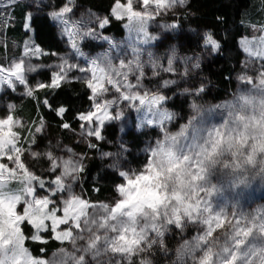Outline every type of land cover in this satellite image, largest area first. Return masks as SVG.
I'll return each instance as SVG.
<instances>
[{
	"label": "snow or ice",
	"instance_id": "obj_1",
	"mask_svg": "<svg viewBox=\"0 0 264 264\" xmlns=\"http://www.w3.org/2000/svg\"><path fill=\"white\" fill-rule=\"evenodd\" d=\"M137 2L144 10H134V0L126 3L116 0L112 9L115 18L126 16L129 21L126 25L129 39L116 56L112 53L121 45L97 35V29L109 24L108 17H95L96 27H87L69 15L73 12V0H66L62 7L47 13L44 0H32L29 5L25 31L32 33L34 19L43 14L58 25L60 36L70 49L69 56L49 66L54 68L51 83H38L35 87H59L61 81L70 79L73 70L88 73L86 84L95 110L78 116L89 124L88 128L81 124L86 135L102 138L99 128L105 121L122 116L119 111L114 117L108 115L116 100H98L108 92L104 86L108 84L138 113L143 106L138 117L140 125L160 128L162 138L146 149L148 158L139 170L112 165L122 181L116 186L119 198L114 204L91 202L73 190L83 171L82 158L64 159L51 152L43 153L50 161V172L60 169L48 187L44 178L26 166L22 160L26 149L14 130L22 125L11 114L15 106L7 105L6 114L0 117V264H67L68 259L71 264H153L150 257L155 250L165 254L169 251L166 234L173 228L183 234L193 224L199 230L181 242L171 264H264V209L249 214L240 209L238 200L230 202L222 197L225 183L237 188L255 178L264 180V25H251L253 35L239 40L242 51L261 62L258 82L250 76H241L240 80L248 87L239 90L227 104L214 108H202L193 101L192 116L173 134L167 131V122L173 120L174 114L163 106L168 98L158 92L150 93L141 82L145 66L141 57L147 53L151 61L152 53L146 46L158 38L148 33V22L161 10L184 5L186 0H155V11L149 10L150 0ZM18 4L19 0H0V24L11 26L12 9ZM166 28L178 32L176 24ZM85 38L103 40L108 49L96 57L86 56L80 47ZM202 48L216 53L221 44L209 31L203 35ZM36 53L57 55L46 53L34 39L26 42L23 55L10 63H0V92L5 89L14 92L23 86L25 94L33 95L28 75L40 67L32 63ZM73 55L84 59L87 66L71 62ZM190 59L194 60V68L200 67L199 56ZM172 65L173 58H169L168 71H174ZM151 66L155 68V62ZM130 76L135 77L134 83ZM174 83L164 81V86ZM203 91V85L184 90L193 96ZM44 103L48 105L47 100ZM65 110L56 109L58 115ZM212 113L221 117L218 123L206 120V114ZM93 117L96 127H91ZM43 127L41 121L36 133ZM62 127L67 129L69 125L64 123ZM27 151L32 157L42 155L30 148ZM125 151L121 145L120 152ZM103 155L113 157L110 152ZM57 193L63 194L59 203L52 199ZM60 225L65 227L58 230ZM26 228L31 231L26 232ZM42 232H50L57 241H68L71 250L61 248L59 259L56 253L47 261L35 257L26 241L46 243ZM40 252L43 254L44 249Z\"/></svg>",
	"mask_w": 264,
	"mask_h": 264
},
{
	"label": "trees",
	"instance_id": "obj_2",
	"mask_svg": "<svg viewBox=\"0 0 264 264\" xmlns=\"http://www.w3.org/2000/svg\"><path fill=\"white\" fill-rule=\"evenodd\" d=\"M115 2L116 0H77L76 6L81 10L108 17L109 24L104 27V35L123 38L125 36L123 23L114 19L112 15ZM31 3L32 0H21L12 10L13 25L5 27L6 36L19 45L28 39L29 34L24 29V20ZM65 3V0H44L46 5L44 12L57 10ZM171 12V19L167 25H178V32L172 31L171 37L174 42L169 46V50L165 51V48L161 50L159 67L161 73L164 72L157 75L151 73L153 77L150 75L148 82L153 88L159 86L162 95H168L164 107L174 114V118L167 124V131L174 132L186 125L192 116L193 101L202 108L211 106L214 108L233 99L234 94L237 93V82L244 61L239 40L242 36L249 35L251 25L255 24L258 27L264 25V0H186L183 6L174 8ZM33 29L36 44L46 53L63 56V53L67 52L58 32V25L54 21L42 14L40 18L34 19ZM209 31L221 44V48L216 53L202 48L203 35ZM170 49L173 51L168 54ZM4 52L5 49L0 48V53ZM195 56L200 57L199 68H194V60L190 59ZM50 58L48 54L40 61L47 66ZM169 58H173V63L175 62L174 71L167 70ZM44 72L43 82L49 83L52 72L46 70ZM164 81H175V83L165 87ZM200 85H203L204 91L199 95L185 94V89L194 90ZM90 97L91 90L85 83L65 82L59 87H48L44 91H37L27 98H16V95L8 98L15 106V116L23 118L28 124L23 132L29 133L28 144L34 139L33 151L43 154L46 151L58 153L59 149L64 148L81 151L73 134L81 131V121L78 116L93 109V101ZM45 100L48 101V105L44 103ZM59 107L66 109L62 115L57 114L56 109ZM41 121L47 133L46 136L35 139L31 132L40 125ZM124 122L125 120L121 123L107 124L102 132V141L93 144L95 147L84 148L81 151L84 154L80 152L85 156V160L78 184L81 195L83 194L91 202L114 201L117 198L116 186L121 183V178L112 165L117 164L122 169L144 165L146 149L152 141L159 139L160 135L162 138L160 129L138 130L137 124L127 126ZM64 123H67L69 128H63ZM121 145L126 149L125 152H120ZM105 152L113 153V157H105L103 155ZM45 159L41 160L42 163L47 161ZM32 163L31 170L37 169L41 172L39 166L33 161ZM228 189L232 190L233 187L228 184L224 187L223 198ZM246 190L248 197L245 196V199L248 201L244 204L247 207L244 209L240 206V209L249 214L264 209V180L253 179L247 184ZM235 191L239 195L240 191L237 189ZM256 201H260L258 207L253 206ZM198 230V226L194 224L189 225L183 234L173 228L165 236V245L169 251L165 254L158 249L155 250V254L150 257L153 264H171L175 259V250L181 242L190 239ZM26 246L35 257H39L58 252L61 245L57 240L49 238L46 243L26 241ZM41 248L44 249L43 254L40 252Z\"/></svg>",
	"mask_w": 264,
	"mask_h": 264
},
{
	"label": "rangeland",
	"instance_id": "obj_3",
	"mask_svg": "<svg viewBox=\"0 0 264 264\" xmlns=\"http://www.w3.org/2000/svg\"><path fill=\"white\" fill-rule=\"evenodd\" d=\"M20 1L21 0H19V2ZM76 1L77 0H73V5H74L73 6V12L70 13L69 15L73 16L78 21L84 22L87 25V27H96V22H95L94 18L95 17H104V16H100V15L91 13V12H89L87 10H81L80 8H78L76 6ZM65 2H66V0H65ZM165 2H167V0H165ZM121 3H126V0H123V2H121ZM180 6H183V5L177 4L174 8H177V7H180ZM174 8L168 9L167 11L161 10L159 15H155L154 18L148 22V29H147L148 33L150 35H155V36L158 37L154 42H151L149 45L146 46L147 47V51H150L152 53L151 61L149 60V57L147 56V53H145V55L141 57V59L144 61V65H145L144 68H143L144 76H143L141 82H142L144 88L149 90L150 93L158 92L159 94H162L161 93V88L159 86H157V85L154 88L151 87V84H149L148 80L151 78L150 75L152 76L153 74L157 75V74L161 73V67H159L160 64H161V50H162V48H165V51L169 50V48H170L169 46H171V43L174 42L172 37H171V35L173 34L172 30H169V29L166 28L167 22L171 19V17H170V15L172 13L171 11H173ZM133 9L134 10H141V11L144 10L143 9V5L138 3L137 0H134ZM149 10L155 11V0H150ZM113 17H114V19H116L118 21H121L123 23V26H124V29H125V36L123 38H115V37H112V36H107V37L111 38V40L114 43H117V44L121 45V48L119 50H117L116 52L112 53L113 56H116L118 54V52H121V51L124 50L123 46L127 42V40L129 39L130 33H129V29L126 27V25L129 24V21H128L126 16L124 18H122V19H117V18H115V16H113ZM11 24L13 25V21H12ZM103 30H104V28L103 29H97V35L98 36L99 35L106 36V35H104ZM249 31L250 32H249L248 36H252L253 35V30H252L251 27L249 28ZM58 32L60 34L59 27H58ZM28 34L29 35H28V39L26 40V42H31V40L34 39V32L28 33ZM256 35H259V33H256ZM62 42L66 46L67 52H64L63 56H59V54L58 55H50L49 54L51 56L50 60L48 59L49 60L48 61L49 65L44 66L43 63L40 61L41 59L43 60V58L45 56H48V54L40 55L39 53H36V55L32 58V63L40 66L37 71H35V72H33V73L28 75V83H29V85L34 87L33 94L35 92H37V91H44V89L48 88V87H46V88L35 87L38 83H44L46 85L51 83L52 77H51V80H50L49 83L43 82L44 81L43 78H44V75H45L44 71L46 70V71L53 72L54 68L53 67H49V66H54V65L60 63V58L61 57H65V56H69L70 55L69 45L65 42V39H63V38H62ZM25 43H23L22 45H19V43L14 42L11 39H9L6 36V34H5V26L3 24H0V48H4L5 49L4 53H0V63H3V64L10 63L14 59H18L21 55H23L24 54ZM80 47H81L82 51L85 53L86 56L96 57V56H99V55L103 54L108 49V44H107V42H105L103 40L96 39V38H85L81 42ZM181 47L184 48L183 46H181ZM97 48H99V49H97ZM177 48H178V46H177ZM172 51L173 50L169 51L168 54H171ZM71 62L78 63V64H80L82 66H87L86 65V61L84 59H82L80 57H77V56H74V55L71 56ZM152 62H155V64H156L155 68L151 66ZM260 63L261 62L258 59L249 57V56H247L244 53L243 66H242L241 72L239 73V76L240 77L241 76H246V77L250 76V77L253 78L254 82H258V73L261 70L260 67H259ZM174 65H175V62L172 65L173 69H174ZM151 73H153V74H151ZM173 74L175 75L174 72H173ZM88 75H89L88 73H81L78 70H73L69 74L70 79L67 82H78V83H85L86 84V77ZM129 79H130V81L132 83L135 82V77L134 76H130ZM63 83H65V81H61L60 85L63 84ZM104 86L107 87L109 90L103 97H98V100H101V99L102 100H116L117 103H114L108 109V115L114 117L115 114L119 111V112H122V116L118 120L117 119L110 120V121L106 120L105 124L102 127L99 128V130L101 131V137H102V132L107 127V124L109 125L110 123H115V122L116 123L117 122L121 123L123 120H125L124 123L127 126H133V125L137 124L139 129H145V130H149L151 128L160 129V128L154 126V125H147V124L140 125V121H139L138 117L143 112V106H141V113H138L135 108L129 106L128 101H125V100L122 99L121 94L116 92L112 88L111 85L105 84ZM237 86H238L237 92L239 90H241V89H244V88L248 87V85L245 82L241 81L240 78L238 79ZM123 91L124 90L121 89V92H123ZM133 91H135V89H133ZM4 94H6L7 96L6 95L3 96ZM15 95H16V98H22V97L23 98H27V97H29V95L25 94V89H24L23 86H18L14 92L10 91V90H7V89H5L4 91L0 92V117L4 116L6 114V112H7L6 106L7 105H9V104L13 105L12 102H10V99L8 97L15 96ZM164 95L168 96L166 94H164ZM91 96H92V93H91ZM134 103L138 104V101H136ZM227 103H225V104H227ZM165 105H166V102L164 103L163 106H165ZM92 110H95V109H92ZM14 112H15V107H14V110L12 111L11 114L13 115V117L15 119H18L19 122H20V125H22V126H18L16 129H14L20 135L21 146L24 149H26V151L24 152V155L22 156V160L26 163V166L29 169H31L30 168V164L33 165L32 161L35 162L36 165L39 166L41 172H38L39 170L37 171V169H33L32 171H34L37 176H40V177L44 178L45 181H46V187H48L49 183L52 180L55 179L56 175H58L60 173V169L57 168L55 172H50L49 171L50 161L43 154L40 157H32L29 154V151H27V150L30 148L31 151H33L35 142L34 143L31 142L30 144H28L29 133H27V134L23 133L25 131V129L27 128L28 124L23 118L16 117ZM97 114H99V112ZM220 119H221V117L218 114H216V113H212L211 116H207V114H206V120L207 121H212L213 120V121L218 123L220 121ZM82 123L85 125V128L89 127V124H88L87 121H83V122L81 121V124ZM168 123L169 122H167V124ZM81 124H80V128H81ZM91 127H96L95 117H93V122L91 124ZM179 130L180 129H178V130H176L174 132L171 131L170 133L175 134V133L179 132ZM32 133L34 135V138L36 139V137L46 136L47 131L43 127V129H42V131L40 133H36L35 130L32 131L31 134ZM73 138H74L76 144L79 146V148H81V151L84 148L85 149L88 148V147L92 148L91 145L102 141V138H97L95 136L86 135L85 132L82 129H81L80 132H75L73 134ZM160 138H161V135H160ZM154 142L155 141H152L150 143V146L153 145ZM59 150L60 151L58 153H57V151H55V153L57 155L55 153H53V152H51V153H53L55 156L63 157L64 159H68L69 157H71L72 159H76V158L80 157V158H82V164H83V162L85 160V156L83 155L84 153L81 152V151L78 152V151H75L73 149V150H71V152H69V149L65 150V148L62 149V150L61 149H59ZM46 152H48V151H46ZM80 152L83 153V154H81ZM43 158L44 159L46 158L45 160H47V161H45V163H42V161H41ZM147 158H148V153L146 151V155L144 156L143 159H145L147 161ZM43 164L45 166H42ZM141 165H140V167L133 166V167H129V168H135V169L139 170L140 168L143 167V165L142 166ZM129 168H127V169H129ZM78 183H80V182L78 181L77 183H75L73 185V190L76 193L81 194L80 187H79ZM225 186L227 187V183H225L224 187ZM246 187H247V185L241 186V187H238V188H233L232 190L228 189L226 191V193H225V198L224 199H228L230 202H232V200H238L240 202V206H242L245 209V207H247V206H245L244 203L246 201H248V199H245V196L248 197ZM235 189L240 191L239 195L236 193ZM38 191H40V190H38ZM40 194L44 195V194H47V193L40 192ZM61 195H63V194L62 193H57V195L53 196L52 199L56 200L57 203H59V197ZM82 196H83V194H82ZM118 198L119 197H118V193H117V198L114 201L112 200V202H109L108 204L109 205L114 204V202ZM242 202H243V205H242ZM254 203L255 204L253 206L258 207L260 201H256ZM89 211H91V210H89ZM58 215H59V213H58ZM46 223H50V222L46 221ZM64 227H65L64 225H60L58 230L59 229H63ZM30 231H31L30 228H26V232H30ZM41 235L46 239V241L49 238H53V236L50 234V232L49 233L42 232ZM58 242L61 245L60 249L64 248V249H68L69 251L71 250L70 244H69L68 241H64V242L58 241ZM59 250H58V252H51V253H49V255H47L48 254L47 253L46 254L47 256L46 255H41L39 257L43 258V259H45L47 261V260L52 259L53 253H56L57 254V258L59 259L62 256V254L59 252ZM67 264H71L70 259H68Z\"/></svg>",
	"mask_w": 264,
	"mask_h": 264
}]
</instances>
